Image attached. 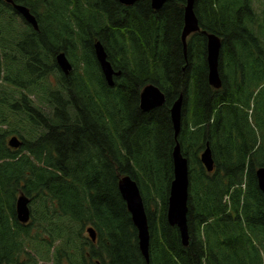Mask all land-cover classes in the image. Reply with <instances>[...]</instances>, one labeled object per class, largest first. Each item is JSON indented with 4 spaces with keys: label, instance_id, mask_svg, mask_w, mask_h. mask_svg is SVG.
Returning <instances> with one entry per match:
<instances>
[{
    "label": "trees",
    "instance_id": "obj_1",
    "mask_svg": "<svg viewBox=\"0 0 264 264\" xmlns=\"http://www.w3.org/2000/svg\"><path fill=\"white\" fill-rule=\"evenodd\" d=\"M253 1L194 0L200 30L184 46L188 0L160 9L151 0H13L35 15L37 29L0 0V264H22V256L39 264L55 244V264H264L256 176L264 166V11ZM208 33L222 41L218 89L208 79ZM97 41L120 72L113 86ZM61 51L68 74L56 60ZM149 83L166 101L144 111ZM181 94L176 138L170 109ZM12 136L19 147L9 145ZM177 142L189 163L188 245L167 221ZM207 144L212 171L201 160ZM125 175L143 197L149 262L119 190ZM20 194L30 198L27 223L17 217Z\"/></svg>",
    "mask_w": 264,
    "mask_h": 264
},
{
    "label": "water",
    "instance_id": "obj_2",
    "mask_svg": "<svg viewBox=\"0 0 264 264\" xmlns=\"http://www.w3.org/2000/svg\"><path fill=\"white\" fill-rule=\"evenodd\" d=\"M13 3L14 8L30 23L35 29L38 28V22L35 15L30 9L22 4ZM121 3L132 5L137 0H120ZM167 0H151L154 9H160ZM200 30L199 20L194 11V0H188L185 7L184 28L182 32V40L186 46L188 36ZM222 48L221 38L215 33L207 34V63H208V79L209 83L216 89L222 86V79L219 71V58ZM95 54L100 64L103 75L109 85H114L115 75L120 72L116 71L112 63L108 59L107 51L100 41L95 43ZM57 63L61 70L68 74L72 69V64L64 51L56 56ZM166 94L154 83L145 85L140 94V107L144 111L164 105ZM182 106L183 95L174 101L171 106L170 114L175 137L177 138L182 127ZM9 145L17 148L21 145V141L17 136L9 139ZM173 170L174 178L170 185V193L167 207V221L171 226H177L184 245H188L190 234L188 226V194H189V163L187 157L182 153L179 142L173 149ZM201 160L208 171L214 169V159L209 144L201 153ZM258 186L264 194V166L256 170ZM119 190L123 199L126 201L128 210L131 213L132 221L138 231L139 247L142 255L149 262L150 249V227L148 217L143 201V197L137 182L130 176L125 175L119 180ZM30 198L25 194H20L16 200V212L18 220L27 223L31 218ZM87 232L92 240H96V231L93 227H88Z\"/></svg>",
    "mask_w": 264,
    "mask_h": 264
},
{
    "label": "flooded vegetation",
    "instance_id": "obj_3",
    "mask_svg": "<svg viewBox=\"0 0 264 264\" xmlns=\"http://www.w3.org/2000/svg\"><path fill=\"white\" fill-rule=\"evenodd\" d=\"M89 227V225H87L85 228H84V231H83V233H84V236L85 237H89V234H88V232H87V228ZM91 239V238H90ZM91 242L94 244V245H96L97 246V249H98V253H99V257H101L102 256V249H101V246H99L98 245V240L96 239V240H92L91 239ZM55 246H56V244L53 246V250H52V253H51V255H50V257H49V259H40V261H39V264H55L56 263V260H57V257H58V252L55 250ZM33 254H36L35 252H33ZM24 255V254H23ZM85 256L87 257V255L85 254ZM85 261L86 263H88L87 261H88V259L87 260H85L84 258H81V260H80V262L81 261ZM92 260H94L95 262H96V264H101V260L99 259H91V261ZM20 262L22 263V264H24L25 262H26V259L22 256L21 257V259H20ZM64 262H65V264H79L80 262H76L75 260H69V259H64V261H63V263L62 264H64Z\"/></svg>",
    "mask_w": 264,
    "mask_h": 264
},
{
    "label": "rangeland",
    "instance_id": "obj_4",
    "mask_svg": "<svg viewBox=\"0 0 264 264\" xmlns=\"http://www.w3.org/2000/svg\"><path fill=\"white\" fill-rule=\"evenodd\" d=\"M253 5L255 6L256 11H264V0H254Z\"/></svg>",
    "mask_w": 264,
    "mask_h": 264
}]
</instances>
